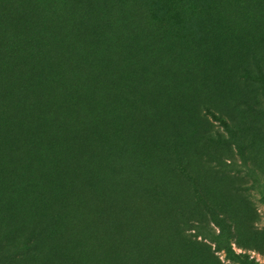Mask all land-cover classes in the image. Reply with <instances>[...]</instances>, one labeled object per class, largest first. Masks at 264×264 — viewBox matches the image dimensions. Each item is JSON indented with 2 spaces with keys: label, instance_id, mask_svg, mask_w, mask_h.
<instances>
[{
  "label": "trees",
  "instance_id": "obj_1",
  "mask_svg": "<svg viewBox=\"0 0 264 264\" xmlns=\"http://www.w3.org/2000/svg\"><path fill=\"white\" fill-rule=\"evenodd\" d=\"M214 15L264 93V0H0V264H185L166 252L167 214L187 240L257 264L230 244L225 208L178 183L195 179L181 101L208 127L198 147L242 141L229 101L264 117L205 62Z\"/></svg>",
  "mask_w": 264,
  "mask_h": 264
},
{
  "label": "rangeland",
  "instance_id": "obj_2",
  "mask_svg": "<svg viewBox=\"0 0 264 264\" xmlns=\"http://www.w3.org/2000/svg\"><path fill=\"white\" fill-rule=\"evenodd\" d=\"M206 1L212 4L214 0ZM212 22L215 30L199 38L208 67H214L220 75L226 72L236 78L237 84L230 82L228 90L247 97L256 107L264 105V93L258 88V82L242 78L234 68L237 57L242 56L246 61L249 59L243 40H229L228 24L220 15H214ZM166 31L172 33L169 27ZM204 74L208 75V70L205 69ZM187 103L181 101L179 106L183 114V130L177 144L182 148V158L190 164L195 179L194 183L181 179L178 183L181 187H188L194 195H197L195 188H198L212 202L222 205L231 220L226 227L230 244L237 253L244 252L257 264H264V117L234 111L229 101L223 108L236 116L235 125L239 128L242 141L237 143L226 135L225 140L219 143L209 142L198 147L196 142L208 127ZM236 170H243V174H236ZM149 211L157 214L158 207L152 206ZM166 220V232H170L168 236L173 238L174 243L166 252H174L176 248L178 263L231 264L216 244L201 237L187 240L175 225L173 216L167 214ZM62 236L61 232L51 236L50 241L56 248H62ZM71 263L82 264L78 261Z\"/></svg>",
  "mask_w": 264,
  "mask_h": 264
}]
</instances>
